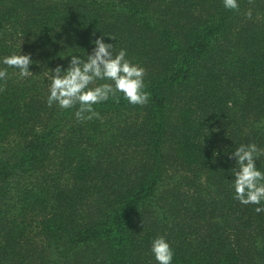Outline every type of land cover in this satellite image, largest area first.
Returning a JSON list of instances; mask_svg holds the SVG:
<instances>
[{
    "label": "trees",
    "instance_id": "1",
    "mask_svg": "<svg viewBox=\"0 0 264 264\" xmlns=\"http://www.w3.org/2000/svg\"><path fill=\"white\" fill-rule=\"evenodd\" d=\"M101 35L150 99L81 122L48 106L42 71ZM13 52L34 61L0 82V264H155L164 233L173 264H264V215L233 198L226 155L264 150V0H0Z\"/></svg>",
    "mask_w": 264,
    "mask_h": 264
},
{
    "label": "clouds",
    "instance_id": "2",
    "mask_svg": "<svg viewBox=\"0 0 264 264\" xmlns=\"http://www.w3.org/2000/svg\"><path fill=\"white\" fill-rule=\"evenodd\" d=\"M222 4L227 10H239L240 0H222ZM246 15L251 19V9ZM90 43L92 49L86 58L72 54L68 56L66 67L57 65L50 68L51 72L42 68L48 81V106L64 110L75 108V118L83 122L99 118L95 105L119 99L121 94L131 105L147 104L150 93L146 90V68L130 60L126 49L116 51L114 44L106 42L103 35ZM33 61L31 53L13 52L0 57V65L4 66L0 68V82L9 78L8 69H13V74L20 79L29 77L33 73L30 70ZM226 155L228 161L235 162L228 169L233 198L242 207H253L257 216L264 215V172L258 170L264 160V150L256 143H241ZM149 250L155 264H173L175 253L167 233L154 237Z\"/></svg>",
    "mask_w": 264,
    "mask_h": 264
}]
</instances>
